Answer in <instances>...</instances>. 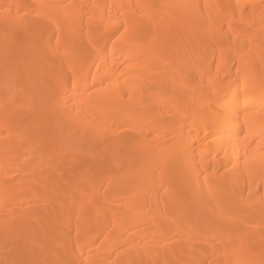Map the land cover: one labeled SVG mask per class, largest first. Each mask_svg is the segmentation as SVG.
<instances>
[{
	"label": "bare ground",
	"instance_id": "1",
	"mask_svg": "<svg viewBox=\"0 0 264 264\" xmlns=\"http://www.w3.org/2000/svg\"><path fill=\"white\" fill-rule=\"evenodd\" d=\"M263 45L264 0H0V264H264Z\"/></svg>",
	"mask_w": 264,
	"mask_h": 264
},
{
	"label": "rangeland",
	"instance_id": "2",
	"mask_svg": "<svg viewBox=\"0 0 264 264\" xmlns=\"http://www.w3.org/2000/svg\"><path fill=\"white\" fill-rule=\"evenodd\" d=\"M225 34H227V32L225 31ZM237 40L241 43V42H243V37L242 36H238L237 37ZM246 49H248V50H251L250 48H246ZM245 49V50H246ZM262 49H263V51H264V45H263V47H262ZM241 52H242V49H239ZM251 51H253V50H251ZM262 50L261 49H257L254 53H258V52H261ZM223 51H220V50H214V51H212L211 52V60H212V62H213V64H215L216 62H217V60H218V57H219V55L221 56L223 53H222ZM241 52H238V53H241ZM222 59H223V57H222ZM219 71H220V68H218V70H216V69H213L210 73H211V75L209 74V78H210V76L211 77H215L216 75H217V77H218V74H219ZM205 82H207V79H206V77H204V79H203V84H205ZM208 83V82H207ZM207 89V87H205L204 88V90H206ZM187 97V95H185V96H183L182 98L183 99H185ZM192 106H194V104H192ZM127 128V127H126ZM126 128H123V129H126ZM185 129H186V127H185ZM193 133V132H192ZM175 139H176V137H175V135L173 134V133H171V134H168L167 136H166V138H165V140H164V143H165V145L164 146H162L161 147V149H163L164 151H170V152H173V154L172 155H175L176 153H178L179 152V146H178V143L175 141ZM73 140V141H72ZM72 141V142H71ZM70 144H71V147H68L69 145V143H66V145H67V147H65V145H64V148H65V150L63 151V155H68L67 157H69L68 159H69V161H70V159H72V161H73V164L76 166L79 162H83L84 164H87L88 166H95V159H94V157L92 158V154H90V155H88V154H86L85 155V153H83V155H80V153L78 152V150L75 148V146H77V144L78 143H80L79 142V140L78 139H71L70 141ZM163 143V144H164ZM28 144H31L30 142L29 143H27V144H25V146H24V149H23V151L24 150H26V151H28L29 149L28 148H30L31 146H32V148H30V150H29V152H27V155L26 156H24V158H25V160L23 159L22 161H25V162H27L28 163V159H29V157L31 158L32 157V155H31V153H32V149H33V147H38V146H35L33 143H32V145L30 146V145H28ZM162 144V143H161ZM162 144V145H163ZM28 146V147H27ZM161 146V145H160ZM25 147H27L26 149H25ZM34 148V150L33 151H35L36 149ZM41 151H42V153H46V154H48L49 156H52L53 154H54V146H53V144H49V145H45L44 147H42L41 149H40ZM44 150V151H43ZM73 153H72V152ZM31 152V153H30ZM28 153H30V154H28ZM23 155H24V152H23ZM72 157V158H71ZM75 157V158H74ZM217 158H219V157H217ZM48 159H50V161H45V163L47 162V165L49 166V165H51L53 162H55V159L54 158H51V157H48ZM66 159V158H65ZM47 160V159H46ZM90 160V161H89ZM61 161H64L63 159H61ZM61 161H59V163L61 162ZM204 161H206V160H204ZM64 162H67V161H64ZM164 162H165V159H164ZM41 163V162H40ZM40 163H38V165L40 164ZM42 163H44V162H42ZM61 163H63V162H61ZM37 165V164H36ZM28 169H30V171L28 172V171H26V172H28L27 174L28 175H32V173H34V169H32V168H28ZM31 169H32V171H31ZM26 172H24V173H26ZM31 173V174H30ZM88 174V173H87ZM87 174H84L82 177L83 178H87V179H89V180H92L93 181V183L91 182V181H89V183H86L88 180H85V182H83L84 180H82V183H86V184H94L93 186H92V188H91V186L89 185V187H90V190L92 189V193H88L89 194V196H90V194H91V196L90 197H95L96 195L94 194V189L95 188H97V187H99L100 186V188L102 189V191H103V186H104V184L102 183V182H100V180L99 179H97V178H94L92 175H87ZM16 176H21V177H23V176H26V175H20V174H15V176L14 177H16ZM91 176V179L89 178V177ZM21 177H19V178H21ZM16 178H18V177H16ZM14 179V180H16V181H19V184H18V182H16V183H14V184H12V186H14V185H16L17 187L20 185V184H22V186H21V188H23V189H21L20 188V186H19V188L21 189V190H25L26 188H28V184H30V183H27L26 182V180H21L22 182H20V180H17V179ZM18 178V179H19ZM85 178V179H86ZM23 179H25L24 177H23ZM82 179V178H81ZM95 179V180H94ZM14 180H13V182H14ZM80 180V179H79ZM77 181L76 180V182H75V184L77 185V186H81V184L82 183H80L81 181ZM95 181H97L98 183H97V185L95 184L96 182ZM24 182H25V184H24ZM95 182V183H94ZM18 184V185H17ZM25 185H27V187L25 186ZM99 185V186H98ZM103 185V186H102ZM23 186H25V188L23 187ZM83 186H84V184H83ZM94 186H96V187H94ZM85 188H86V186H84ZM14 188H16L15 186H14ZM19 188H17L18 190H17V192H21V190L19 189ZM82 188V187H81ZM87 188H88V186H87ZM86 188V189H87ZM104 188H105V186H104ZM28 189H30V190H28ZM26 191H32V192H29V196L28 197H30V195L31 194H33V192H34V194H37V193H39V191L40 190H38L34 185H29V188H28ZM20 190V191H19ZM14 191V190H13ZM35 191L37 192V193H35ZM87 191H89V190H87ZM23 197L26 195V193H25V191H24V193L22 192V193H20ZM19 194V195H20ZM18 195V196H19ZM20 195V196H21ZM93 195V196H92ZM27 196H25V197H27ZM262 196V190H261V188H259V190H258V197H261ZM93 197V198H94ZM94 199H97L98 200V197L96 196V198H94ZM33 201V200H32ZM40 202L39 200H37L36 199V201L34 202L33 201V203L31 202V201H29L30 203H26L27 205H34V204H38V202ZM41 203V202H40ZM40 203H39V205H40ZM42 204V203H41ZM36 208L34 209V210H36L37 209V207H39V206H35ZM122 208V206L121 207H118V206H113V208L112 209H115V211H114V213L116 212L117 214L116 215H118V216H116V217H118V218H121V217H123L124 215L123 214H125V213H123L122 211H124L125 212V209H121ZM33 209V208H32ZM40 209V208H39ZM68 209V208H67ZM73 209V208H72ZM38 210V209H37ZM41 211V210H40ZM65 212H63L62 211V213H64V216H62V218L66 221H64V227H65V225H66V223H67V221H68V215L70 216V214H73L74 212H75V209H73V210H64ZM112 211V210H111ZM111 211H109V214L106 216V217H108L109 215H110V213H111ZM61 212V211H60ZM71 212V213H70ZM73 212V213H72ZM65 213H66V215H65ZM70 213V214H69ZM119 213H120V215H119ZM122 213V214H121ZM60 214V213H59ZM58 214V215H59ZM112 215H114L113 214V211H112V213H111ZM61 215V214H60ZM63 215V214H62ZM12 215H10V219H12V217H11ZM14 216V215H13ZM67 216V217H66ZM111 216V215H110ZM16 217V216H15ZM13 220V219H12ZM63 224H61V227L60 228H62L63 226ZM64 227H63V229H64ZM63 229H61V230H63ZM18 230H23V228L21 227V226H19L18 227ZM65 230V229H64ZM64 238L62 237L61 238V240H63ZM69 239H71V238H69ZM69 239H68V244H71L72 242H70L69 241ZM100 239H102V238H100ZM100 239H98V241H97V243H96V245L98 244V243H100L102 240H100ZM65 240V239H64ZM64 240L62 241V243L64 242ZM70 242V243H69ZM61 243V242H60ZM3 244V245H2ZM4 246V243L2 242V243H0V247H2V246ZM99 245V244H98Z\"/></svg>",
	"mask_w": 264,
	"mask_h": 264
}]
</instances>
